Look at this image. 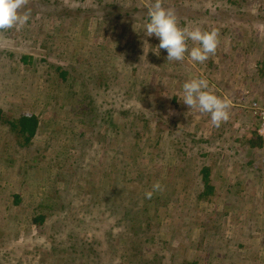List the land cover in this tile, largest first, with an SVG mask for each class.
<instances>
[{
  "label": "rangeland",
  "instance_id": "1",
  "mask_svg": "<svg viewBox=\"0 0 264 264\" xmlns=\"http://www.w3.org/2000/svg\"><path fill=\"white\" fill-rule=\"evenodd\" d=\"M56 1L30 0L29 21L0 32V264H264V138L250 109L264 106V0H164L181 27L218 30L202 64L187 53L167 61L146 36L149 0L96 11L94 0ZM91 75L97 118L83 111ZM192 77L231 101L219 127L180 100ZM31 115L38 128L26 146L7 120ZM203 166L212 188L198 197L209 191ZM156 181L163 191L144 195L147 211L134 208L126 227L108 211V232L78 224L104 218L91 198L104 204L126 184L139 193ZM51 186L64 188L67 207L57 192L38 225Z\"/></svg>",
  "mask_w": 264,
  "mask_h": 264
},
{
  "label": "clouds",
  "instance_id": "2",
  "mask_svg": "<svg viewBox=\"0 0 264 264\" xmlns=\"http://www.w3.org/2000/svg\"><path fill=\"white\" fill-rule=\"evenodd\" d=\"M30 0H0V32L23 27L30 19L27 9ZM148 20L144 26L146 36H155L160 43L158 49L167 52V61H183L187 53L194 62L204 63L217 51L219 32L216 29L203 30L200 26L181 27L175 10L165 7L164 0H149L146 5ZM188 41L195 45L189 49ZM157 54H159L157 52ZM180 100L189 110H199L210 114L211 124L219 127L229 119L231 101L210 90L209 82L203 77H192L183 83ZM163 191V185L156 181L145 198L151 199L155 193Z\"/></svg>",
  "mask_w": 264,
  "mask_h": 264
},
{
  "label": "trees",
  "instance_id": "3",
  "mask_svg": "<svg viewBox=\"0 0 264 264\" xmlns=\"http://www.w3.org/2000/svg\"><path fill=\"white\" fill-rule=\"evenodd\" d=\"M77 1H83V0H77ZM55 5H56V3H55ZM115 5L116 4L114 3V0L111 1V2H107V1H103V0H94L93 1V4L89 7L90 9L87 10L88 9L87 8L86 10L87 11H90V10L91 11H96L94 9H97V10L98 9L100 10V8L106 9L107 6L108 7H115ZM121 5L122 4H119L118 7L121 6ZM97 6H98V8H97ZM104 61H106V60H104ZM262 66L264 68V62H263V65ZM73 72H74V69H73ZM64 73H66V72L64 71ZM74 74H76V73L74 72ZM99 79L101 80V78H97L98 81H99ZM76 80H79V78H75L71 82L70 87L72 89H74V85L76 84ZM84 80H85L84 78H81V81H84ZM95 80H96L95 77L92 76V75H91L90 78H87V81H89V85L87 86V88L88 87H91L89 89L91 90V95L93 97V101L89 100V102L88 103H85L84 106H83V111L85 110L87 113H89L88 114L89 115L88 117H90V118H92V117L93 118H97V116H99L103 112V111H101V107L103 106V102L102 101H99V102L96 101L97 95L95 94V91L96 90H95V88L93 86L94 83H95ZM99 83H100V81H99ZM73 93L76 94V91L73 92ZM82 102L83 101L78 102V107L80 105H83ZM73 110L76 112L77 107L74 108ZM1 120L2 119L0 117V121ZM256 120H257V118H256ZM7 123H10L9 125L12 127V130H13V128L16 127V125L18 126V132L26 140L25 141V145L26 146H28V141L34 135V133L36 132V130L38 128V120H37L36 116H34V115H31V116H21L16 121L17 124L14 123V122H12V121L9 122L8 120H7ZM257 123H258V120H257ZM263 140L264 139H262V141ZM23 145H24V143H23ZM201 172H202V175H201L202 178L201 179H202V182H203V186H207V188L209 189V191L206 192L204 190V188L206 189V187H204L203 190L199 193V196L198 197H201L202 195H207L208 192L209 193L211 192V188H212L211 186H209V178H208L209 167L208 166H203ZM59 179L61 181H63L62 178H59ZM51 190L52 191L43 192V194L41 196H39V198H38L39 199L38 200L39 212H37L36 214H34L33 218L31 219L32 222H35L38 225H41L42 223H44L45 216L48 214V212L43 211L44 208L50 209L52 206H54V202H53L55 200L54 199V195L57 192L60 194V197L59 198L61 200V208L66 209V207H67L66 206L67 203L64 202L62 200V198H61L62 192H63L64 188L63 189H60V188H57L56 187V189H55L53 186H51ZM147 190H150V187L149 188L147 187V189H143L142 188V191L138 193L135 188L129 187L126 184V186L124 188L120 189V190H115L114 192H109L111 194H108L105 197L106 200H103L104 204L100 203V205L102 207L99 205L98 201H96V199L93 197L90 200V205L92 206L91 208H94V207H97L98 208L99 207L100 212L104 214V218L99 219L98 216H91L88 219H81L80 218V220L78 221V224H81V222H83L86 226L93 225L95 228H97L101 223H104V221L108 217L107 215H105V212L108 211L109 212L108 215L112 214L114 216V218H116V223L118 225H121L122 224V225H124V227H126V224H124V222H127V221H129V219L130 220L132 219V217L130 215H131V213H132V211H133L134 208H137V209L139 208L140 209V207L144 206L142 208H143V211L146 212L147 211V204L149 205V202L148 201H153L154 195H153V197L151 199H148V201H146V199L145 200L143 199V197L145 195V192ZM140 199L143 200V201L140 202ZM18 200L19 199H17V201ZM104 224H107V227H108L106 229V231L107 230L109 231L110 228L113 227V224H109V223H104ZM71 238L74 239L73 237H71ZM131 238H132V234H131ZM75 239L71 243L74 246H76V243H77V241ZM78 240H79V242H80V244L82 246L86 242V240H83L82 238H79ZM130 242L131 241H129V244H130ZM86 262H87L86 264H88V261H86ZM189 263L190 264H197V262L196 261H193V260L191 262H189Z\"/></svg>",
  "mask_w": 264,
  "mask_h": 264
},
{
  "label": "built area",
  "instance_id": "4",
  "mask_svg": "<svg viewBox=\"0 0 264 264\" xmlns=\"http://www.w3.org/2000/svg\"><path fill=\"white\" fill-rule=\"evenodd\" d=\"M250 109H252V114L258 120L257 132L258 135L264 138V106H261L258 102L254 101L250 104Z\"/></svg>",
  "mask_w": 264,
  "mask_h": 264
}]
</instances>
